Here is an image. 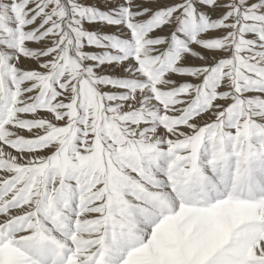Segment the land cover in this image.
Instances as JSON below:
<instances>
[{
  "label": "snow or ice",
  "instance_id": "1",
  "mask_svg": "<svg viewBox=\"0 0 264 264\" xmlns=\"http://www.w3.org/2000/svg\"><path fill=\"white\" fill-rule=\"evenodd\" d=\"M0 264H264V0H0Z\"/></svg>",
  "mask_w": 264,
  "mask_h": 264
}]
</instances>
